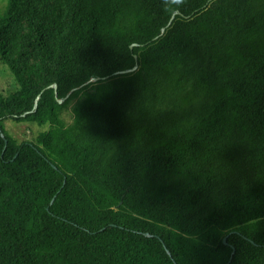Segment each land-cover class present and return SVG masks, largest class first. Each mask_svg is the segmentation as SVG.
Instances as JSON below:
<instances>
[{"label": "trees", "instance_id": "16d2710c", "mask_svg": "<svg viewBox=\"0 0 264 264\" xmlns=\"http://www.w3.org/2000/svg\"><path fill=\"white\" fill-rule=\"evenodd\" d=\"M0 60V264H264V0H8Z\"/></svg>", "mask_w": 264, "mask_h": 264}, {"label": "rangeland", "instance_id": "374dc122", "mask_svg": "<svg viewBox=\"0 0 264 264\" xmlns=\"http://www.w3.org/2000/svg\"><path fill=\"white\" fill-rule=\"evenodd\" d=\"M8 3V0H0V9H3ZM31 65H34V70L37 68V61H31ZM94 80H90L83 87L86 86L87 91H92L91 83ZM0 92L3 96H7L11 93L19 92V86L16 83L13 75L7 68V66L0 60ZM77 102V98L72 99L66 108L63 109L61 114L62 121L68 125L72 122V106ZM4 126L7 132L15 137L18 141H31L36 142V139L40 132L47 129L48 124L43 126H38L35 123L27 122H15L11 119H8L4 122Z\"/></svg>", "mask_w": 264, "mask_h": 264}, {"label": "water", "instance_id": "95a60500", "mask_svg": "<svg viewBox=\"0 0 264 264\" xmlns=\"http://www.w3.org/2000/svg\"><path fill=\"white\" fill-rule=\"evenodd\" d=\"M176 13H177V12H175V13L172 15L171 20L169 21L168 25H170V23H171V21L174 19ZM163 32H164V29L162 30V33H163ZM155 39H156V38H155ZM134 45H135V44H132V45L130 46V48L132 49V47H133ZM135 59H137V56H135ZM135 68H136V67H134L132 70H134ZM129 71H131V70H129ZM129 71L117 72L116 75L119 74V73H125V72H129ZM103 79H104V80L109 79V76H105V77H103ZM52 86H53L54 88H56V84H53ZM59 102L61 103L62 100H60ZM145 235H146V236H149L148 233H145ZM224 243L226 244L225 239H224ZM167 252H168V251H167ZM168 254H169V252H168ZM174 264H176V263H174Z\"/></svg>", "mask_w": 264, "mask_h": 264}, {"label": "clouds", "instance_id": "9594fccd", "mask_svg": "<svg viewBox=\"0 0 264 264\" xmlns=\"http://www.w3.org/2000/svg\"><path fill=\"white\" fill-rule=\"evenodd\" d=\"M175 2H176V3H181V2H182V0H175Z\"/></svg>", "mask_w": 264, "mask_h": 264}]
</instances>
